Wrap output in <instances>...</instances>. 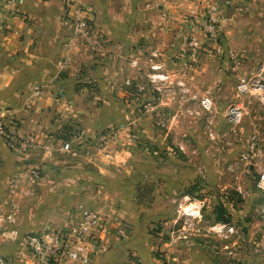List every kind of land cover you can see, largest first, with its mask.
<instances>
[{
	"label": "crops",
	"instance_id": "obj_1",
	"mask_svg": "<svg viewBox=\"0 0 264 264\" xmlns=\"http://www.w3.org/2000/svg\"><path fill=\"white\" fill-rule=\"evenodd\" d=\"M79 1L90 7L91 25L100 35L91 50L73 42L72 22L65 0H0V115L8 128L20 137L48 135L60 139L85 132L93 135L107 126L115 130L116 126L125 127L123 123L127 117L128 124L136 125L137 119L145 123L147 121L132 114V107L139 101L147 110L149 106L160 107L152 95L153 90L160 88L159 83L160 89L178 90L179 94L176 79H182L180 81L190 93L196 91L193 85L201 76H207L206 87L211 85L212 67L196 68L191 61L200 55L212 57L214 49V56L226 58L230 53L234 54V44L236 55L258 60L253 75L264 62V0H218L219 4L217 0ZM213 4L227 20L218 25L215 42L208 40L201 30L202 21ZM193 37L198 39L196 48L189 46ZM204 44L212 48H206ZM154 64H159L160 70L153 69ZM157 71L168 74L169 78L163 83L162 80L152 81L149 75ZM132 80L135 85L126 84ZM135 94L138 96L134 97ZM188 97L185 95L184 99ZM143 116L147 118V111ZM121 132L120 143L128 133L126 128ZM29 150L34 158H21L7 146L4 138H0V189L11 175H15L11 180L24 181L18 176L25 175L26 169L34 166L35 156L57 155L36 147ZM92 161L101 177L117 181L121 176L127 177V164L120 167L114 163L105 165L96 163L95 159ZM123 187L122 191H116L121 199L111 216L104 220L105 226L112 220L127 221V187ZM48 189L37 190L39 193L36 194L32 182H27L26 191L21 192L34 195L32 199H25L20 194L13 200L19 206L15 225L22 232H38L41 221L49 223L46 210L39 220H35L39 204L49 196ZM25 202L28 203L23 204ZM27 207L31 211L28 214ZM137 214L131 211L130 221L136 223L132 218ZM178 231H181L178 242L174 239L164 243L165 248L181 252L179 247L195 245L197 235L190 236L192 242L187 238L191 231L184 228ZM118 233L121 237L105 231L98 233L99 250L89 264H153L147 253L151 251L152 243L147 228L134 226L128 233L127 229L126 233L124 229ZM202 234L210 239L216 237L208 228H204ZM110 240L112 246L108 244ZM244 240L248 244L238 242L227 252L236 257H251V264H264L262 216L255 219ZM194 247L191 249L205 252L203 258L191 257L195 263L232 264L225 260L213 261L208 245L205 249ZM0 254L9 264H25L30 259L21 240L0 245ZM130 254L139 255L138 262L130 258ZM192 260L188 257L181 263H192Z\"/></svg>",
	"mask_w": 264,
	"mask_h": 264
},
{
	"label": "rangeland",
	"instance_id": "obj_2",
	"mask_svg": "<svg viewBox=\"0 0 264 264\" xmlns=\"http://www.w3.org/2000/svg\"><path fill=\"white\" fill-rule=\"evenodd\" d=\"M216 3L219 4V1ZM89 12L92 24V11ZM94 30L93 27V32H96ZM219 41L221 44V39ZM73 42L83 46V49H92L90 42L77 36L74 30ZM232 46L234 54L230 53L229 57L214 56V49L212 57L200 55V58L191 61L196 68L206 65L207 69L209 65L212 67L209 76L211 85L206 87L207 76H201L200 81L193 85L196 91L192 90V94H196L198 98L201 93H208L213 98L214 106L211 111L202 110L197 100L182 98L178 90L172 91L165 87L160 89L159 83L160 90L151 91L153 101L158 102L160 107L149 106L147 110L140 101L132 107V114L147 122L137 119L136 125H132L128 124L127 117L122 122L125 127L116 126L117 132L119 131L117 139L100 140L102 132L111 126L93 135L85 132L78 136L79 139L72 140L76 155L55 152L56 156L53 153L45 158L41 154L35 156L37 159L32 164L34 166L27 168L25 175L18 176V179H25L24 181H17V178L11 180L15 177L11 175L8 182L4 183L0 189V208L7 210L20 194L25 199H32L34 195H24L27 182H32L36 194L37 190L49 188V196L39 204L35 217V220H39L45 210L49 212V223L41 221L37 228L38 232H49L74 223L81 207L99 211L104 220L110 217L121 199L116 191H122L126 185L127 221L112 220L106 226L102 223L97 229L99 235L105 231L109 235L121 237L118 233L120 229H124L125 233L127 229L128 233L134 226L147 228L152 241V247H149L151 251L147 253H150L153 264H190L188 261L181 263V260L183 262L188 257L192 260L194 255L203 258L205 254L201 250H192V246L202 249L207 245L213 261L251 264V257H236L227 251L235 248L238 242H246L244 238L249 227L257 217H261L257 208L264 201V191L257 186V182L264 170V103L255 90H238L241 80H249L254 76L258 60L255 62L236 55L235 45ZM204 47L212 48L206 44ZM200 51L209 54L205 50ZM126 79L127 77L123 79L124 83ZM180 80L182 79H176L177 82ZM126 84L135 85L133 80ZM207 90L209 92H205ZM136 96L138 95L135 94L134 97ZM234 105L241 109L240 117L236 120L227 117L229 107ZM145 111L147 118H143ZM257 114L259 118L255 117ZM125 128L127 135L131 134L133 138L126 163L127 177L121 176L118 181L101 177L92 160L105 165L112 164L101 150L120 146L121 131ZM100 142L103 147H99ZM36 149L42 150V147L38 146ZM16 153L24 159L34 158L30 150ZM42 182L45 184H41ZM22 190L25 191L21 192ZM195 203L198 206L201 203L200 217L189 215ZM25 211L27 214L31 212L29 207ZM131 211L134 214L138 212L132 218L136 223L129 219ZM226 217L229 219L225 220ZM17 218L18 215L16 221ZM217 222L233 224L236 234L228 239L217 236L210 239L202 234L204 228ZM181 228L192 232L187 238L197 235L195 245H190V248L187 245L179 247L181 252L165 248L164 243L173 242L174 239L178 242V235H181L178 229ZM108 244L112 246V240ZM1 245L7 246L8 243ZM98 250L99 247L96 252ZM133 256L135 255H129L138 262L139 255ZM191 264L198 263L193 261Z\"/></svg>",
	"mask_w": 264,
	"mask_h": 264
},
{
	"label": "built area",
	"instance_id": "obj_3",
	"mask_svg": "<svg viewBox=\"0 0 264 264\" xmlns=\"http://www.w3.org/2000/svg\"><path fill=\"white\" fill-rule=\"evenodd\" d=\"M65 3L71 17L74 33L80 38L89 41L90 47L93 49L98 42L96 38L99 39L100 35L97 32H93V26L90 23L89 17L90 7L81 3L79 0H65ZM226 21V18L221 15L218 6L213 4L210 6L207 15L202 21L201 30L208 40L215 41L218 37V25ZM92 42H94V44ZM189 46L191 48L198 47V39L193 37ZM152 68L160 70L161 66L159 64H154ZM168 78V74L160 71L150 76L152 81L166 80ZM177 85L180 88L182 98H185V95H189L190 99L197 100L198 106L202 110H212L214 102L213 98L208 93L198 98L196 94L190 93L189 90L184 87L182 81H178ZM249 89L255 90L264 103V63L257 67L255 75L252 78L239 82L238 90L240 92H245ZM240 114L241 109L234 105L229 107L227 117L236 120L240 117ZM102 133L100 140L102 139L103 141L107 138L117 139L118 137L117 130L113 128L103 131ZM78 136V134H74L73 137L60 139L48 135L34 138L32 136L20 137L15 131H11L8 128L3 115H0V138H4L7 146L12 151L18 153H23L31 148L40 146L44 152L48 153L76 154L72 140H74V138L79 139ZM132 142V135L128 134L124 136L120 146H114L111 149L105 148L101 150L102 154L117 166H124L130 154L129 145L132 144ZM99 147H103L101 142ZM257 186L264 191V170L261 171ZM200 207L201 203H199V206L196 205V203L193 204V208H191L189 215L200 217ZM257 209L259 214L264 218V201L259 204ZM18 212L19 206L14 202H12L7 210L0 208V245L2 243L15 242L17 240L23 241L30 256V259H27L25 264H87L88 260L96 253L101 243L97 229L104 223V219L101 217L99 211L95 209L81 207L78 210L74 223L49 232H22L15 225ZM208 229L216 236L223 239H228L237 232L233 224L226 222H217ZM0 264H9L2 254H0Z\"/></svg>",
	"mask_w": 264,
	"mask_h": 264
},
{
	"label": "trees",
	"instance_id": "obj_4",
	"mask_svg": "<svg viewBox=\"0 0 264 264\" xmlns=\"http://www.w3.org/2000/svg\"><path fill=\"white\" fill-rule=\"evenodd\" d=\"M228 219H229L228 217L225 218V220H228Z\"/></svg>",
	"mask_w": 264,
	"mask_h": 264
}]
</instances>
